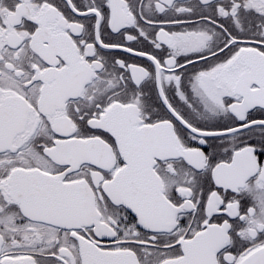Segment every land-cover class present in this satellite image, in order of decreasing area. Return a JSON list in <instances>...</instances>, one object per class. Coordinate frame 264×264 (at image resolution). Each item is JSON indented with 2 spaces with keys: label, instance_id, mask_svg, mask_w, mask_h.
<instances>
[{
  "label": "snow or ice",
  "instance_id": "obj_1",
  "mask_svg": "<svg viewBox=\"0 0 264 264\" xmlns=\"http://www.w3.org/2000/svg\"><path fill=\"white\" fill-rule=\"evenodd\" d=\"M0 264H264V0H0Z\"/></svg>",
  "mask_w": 264,
  "mask_h": 264
}]
</instances>
